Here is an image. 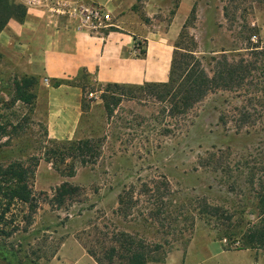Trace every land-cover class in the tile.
<instances>
[{
  "label": "rangeland",
  "instance_id": "rangeland-1",
  "mask_svg": "<svg viewBox=\"0 0 264 264\" xmlns=\"http://www.w3.org/2000/svg\"><path fill=\"white\" fill-rule=\"evenodd\" d=\"M134 5L140 14L129 22L139 36L135 45L144 51L156 41L173 53L176 46L193 51L210 75L221 54L251 60L250 48L264 47L254 24L264 16V0H136ZM258 67L245 81L251 89L263 77L260 62ZM24 77L37 80L27 90L33 95L27 102L15 89V80ZM47 83L0 52V164L20 161L33 171L29 181L37 204L35 212L23 203L11 206L0 227L14 234L1 239L0 248L17 257L0 256V264H88L76 252L67 261L56 260L72 234L83 251L107 261L105 252L123 241L122 233L133 236L151 262H162L193 241L204 246L209 239L227 240L230 249L245 248L248 236L263 226L264 117L254 115L255 126L246 124L241 131L231 117L226 125L220 121L224 109L233 111L244 99L215 91L189 115L174 117L155 89L132 85L107 92V85L89 76L78 79L85 109L77 139H91L99 151L83 164L78 152L64 159V146L53 143L63 140L48 137ZM51 150L57 156L47 161ZM72 169L75 175L67 176ZM64 182L78 191L58 206L54 192Z\"/></svg>",
  "mask_w": 264,
  "mask_h": 264
},
{
  "label": "crops",
  "instance_id": "crops-1",
  "mask_svg": "<svg viewBox=\"0 0 264 264\" xmlns=\"http://www.w3.org/2000/svg\"><path fill=\"white\" fill-rule=\"evenodd\" d=\"M16 1L27 6V16L23 23L10 20L0 32V52L23 73L48 79L45 90L50 139H77L83 116V88L65 82L55 86V81H77L83 73L104 85L168 81L173 60L171 46L150 41L144 56L135 54L139 36L129 22L140 15L134 12L136 0H81L101 5L113 14L115 24L100 34L79 29L77 19L70 15L52 12V0H38V4L31 6H28V0ZM57 1L76 3L80 0ZM254 24L260 27V39L264 43V16L261 15ZM226 244L225 240L209 239L201 246L193 241L186 251H176L162 262L149 264H264V250L230 249ZM64 248H68L66 254ZM75 252L86 256L90 261L88 264H98L83 251L81 242L73 234L63 242L55 257L58 261V256H66L67 261ZM203 252L205 257L200 260L199 255Z\"/></svg>",
  "mask_w": 264,
  "mask_h": 264
},
{
  "label": "trees",
  "instance_id": "trees-1",
  "mask_svg": "<svg viewBox=\"0 0 264 264\" xmlns=\"http://www.w3.org/2000/svg\"><path fill=\"white\" fill-rule=\"evenodd\" d=\"M28 9L22 3H16L14 0H0V32L5 28L8 22L12 19L23 23L27 16ZM180 46H176L173 53V60L169 79L162 83H145L144 85H134L139 89L151 88L155 89L157 98L168 103L169 116L185 117L201 103L208 95L215 91H223L234 93L233 99H244L245 103L242 106H232L233 111L226 108L221 113L220 121L226 125L229 117L236 122V128L241 131L246 124H252L257 117H264V47L256 46L250 48L252 51L251 60L239 56V59H230L226 53L220 55L216 61V69L213 75H210L201 59L193 53V51L181 52ZM146 54V50L142 52L141 56ZM263 69V77L257 86H245L247 77L255 70L258 64ZM261 69V70H262ZM87 74L83 73L81 78H86ZM79 78V79H81ZM37 82L36 78L24 77L21 80H15L16 94L19 100L25 102L29 101L33 95L27 93ZM74 84L76 81H55L53 84L59 86L60 83ZM132 85L121 84H107L106 91L110 89L126 88ZM249 96V97H247ZM226 105L231 101L225 99ZM227 105V106H228ZM110 114L114 112V107L107 106ZM82 109L84 113L85 101L82 98ZM229 113V116H228ZM82 120V119H81ZM58 145L64 146L66 153H63V158L66 155L70 156L73 153L81 154L83 164H87L89 160L97 158L99 151L93 146L91 139H75L72 141H53ZM56 144V145H57ZM46 160H52L57 156L56 150H51L45 153ZM72 158V157H71ZM33 171L25 166L23 162H14L8 166L0 164V224H4L7 214L11 212V206L14 202L29 205V208L35 212L37 204L35 203L34 192L29 181V175L32 176ZM75 171L72 169L67 176L73 177ZM78 187L64 182L54 192V203L62 206L67 202V197L76 194ZM260 210L264 216V185L263 192L260 198ZM14 233L6 231L0 227V240H8ZM123 241L119 245L109 247L105 252L104 258L99 257L93 250H88V253L95 259L98 264H149L151 262V255L145 250L142 245H136L128 233H122ZM249 243L245 248L263 249L264 250V224L261 228L255 230L252 236H248ZM254 242V244L252 243ZM3 246L0 244V247ZM0 256L4 259H9L10 256L17 257L13 251H6L5 247L0 248Z\"/></svg>",
  "mask_w": 264,
  "mask_h": 264
},
{
  "label": "built area",
  "instance_id": "built-area-1",
  "mask_svg": "<svg viewBox=\"0 0 264 264\" xmlns=\"http://www.w3.org/2000/svg\"><path fill=\"white\" fill-rule=\"evenodd\" d=\"M38 0H28V6L38 4ZM52 12L60 15H70L77 19L79 29H85L92 34H100L102 30L109 29L115 24L114 16L101 5L87 4L84 1L69 3L66 1L52 0ZM143 50L138 45L135 54L142 55ZM48 82V79H45ZM93 96V93L91 94ZM227 242V240H225Z\"/></svg>",
  "mask_w": 264,
  "mask_h": 264
}]
</instances>
